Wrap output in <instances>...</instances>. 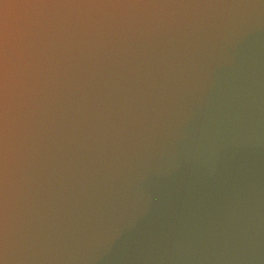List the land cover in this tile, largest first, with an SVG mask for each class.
I'll list each match as a JSON object with an SVG mask.
<instances>
[{
	"label": "water",
	"instance_id": "1",
	"mask_svg": "<svg viewBox=\"0 0 264 264\" xmlns=\"http://www.w3.org/2000/svg\"><path fill=\"white\" fill-rule=\"evenodd\" d=\"M0 264H264V0H0Z\"/></svg>",
	"mask_w": 264,
	"mask_h": 264
}]
</instances>
